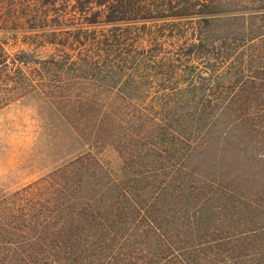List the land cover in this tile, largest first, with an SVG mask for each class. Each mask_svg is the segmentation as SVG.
I'll return each mask as SVG.
<instances>
[{"label":"rangeland","instance_id":"obj_1","mask_svg":"<svg viewBox=\"0 0 264 264\" xmlns=\"http://www.w3.org/2000/svg\"><path fill=\"white\" fill-rule=\"evenodd\" d=\"M96 1L0 0V264L152 174L191 264H264V0Z\"/></svg>","mask_w":264,"mask_h":264},{"label":"trees","instance_id":"obj_2","mask_svg":"<svg viewBox=\"0 0 264 264\" xmlns=\"http://www.w3.org/2000/svg\"><path fill=\"white\" fill-rule=\"evenodd\" d=\"M135 2L137 1L98 0L95 3L106 9V23H116L126 20V13L138 11L134 9ZM88 3L90 2L87 1ZM78 11L84 12L83 7ZM94 22V19L88 21ZM5 54L0 49V56ZM14 72L16 75L22 74L20 68L14 69ZM3 103L4 101L1 102ZM150 177L155 182L159 181V186L137 190L136 186L124 183L117 186V193L111 200H107L108 203H82L70 211V216L52 224V231L46 230L42 246L17 257L15 263L191 264L188 256L198 251L197 245L201 243H190L191 240H197L193 233L172 231V226L177 223L175 218H179L176 216L174 202L167 199L170 184L167 181L173 179L167 176L161 178L155 174L143 179ZM184 192V189L178 188L173 193L180 197ZM185 199L183 196L184 201L175 202L181 204L184 211L188 206ZM198 204L192 203L190 207L188 214L192 217H199V213L201 214ZM189 249L191 251H187ZM192 260V264H197Z\"/></svg>","mask_w":264,"mask_h":264}]
</instances>
